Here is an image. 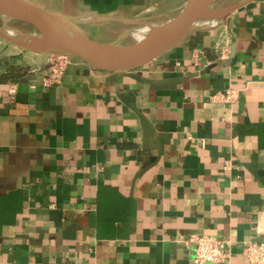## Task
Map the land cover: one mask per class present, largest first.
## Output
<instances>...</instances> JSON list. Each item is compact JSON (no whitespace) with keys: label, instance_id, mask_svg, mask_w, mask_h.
<instances>
[{"label":"crops","instance_id":"obj_1","mask_svg":"<svg viewBox=\"0 0 264 264\" xmlns=\"http://www.w3.org/2000/svg\"><path fill=\"white\" fill-rule=\"evenodd\" d=\"M29 1L127 44L188 0ZM214 7L233 9L143 66L71 56L55 83L50 54L0 36V73L28 67L0 82V264H196L201 233L228 243L218 264H250L245 246L264 240V0ZM228 87L235 101L212 99Z\"/></svg>","mask_w":264,"mask_h":264},{"label":"water","instance_id":"obj_2","mask_svg":"<svg viewBox=\"0 0 264 264\" xmlns=\"http://www.w3.org/2000/svg\"><path fill=\"white\" fill-rule=\"evenodd\" d=\"M217 0H188L175 17L133 45L107 43L92 38L78 28L73 16L44 9L29 0H0V36L34 52L64 53L91 60L111 70L128 71L143 66L175 45L190 39L209 20L221 24L233 8H215ZM21 20L33 26L36 34L21 32L11 25ZM39 41L44 48L37 47Z\"/></svg>","mask_w":264,"mask_h":264},{"label":"built area","instance_id":"obj_3","mask_svg":"<svg viewBox=\"0 0 264 264\" xmlns=\"http://www.w3.org/2000/svg\"><path fill=\"white\" fill-rule=\"evenodd\" d=\"M70 59L71 56L64 53L50 54L45 82H58ZM238 95L239 91L236 88L228 87L213 94L212 99L217 102H233ZM190 241L195 245L196 264H218L227 261L228 243L225 240L213 234L201 233L192 235ZM243 255L250 264H264V240L250 241L245 246Z\"/></svg>","mask_w":264,"mask_h":264},{"label":"bare ground","instance_id":"obj_4","mask_svg":"<svg viewBox=\"0 0 264 264\" xmlns=\"http://www.w3.org/2000/svg\"><path fill=\"white\" fill-rule=\"evenodd\" d=\"M209 20H202L199 25L208 24ZM161 23H150L144 27L138 28L134 31H132L130 34L126 36L127 44L133 45L137 43L138 41L142 40L144 37H146L148 34H150L153 31H156L160 27ZM37 47L44 48L45 43L43 41H39L38 44H36Z\"/></svg>","mask_w":264,"mask_h":264},{"label":"trees","instance_id":"obj_5","mask_svg":"<svg viewBox=\"0 0 264 264\" xmlns=\"http://www.w3.org/2000/svg\"><path fill=\"white\" fill-rule=\"evenodd\" d=\"M28 67H22L18 65H9L5 72L0 73V82L7 81L9 79H14L21 77L26 73Z\"/></svg>","mask_w":264,"mask_h":264},{"label":"rangeland","instance_id":"obj_6","mask_svg":"<svg viewBox=\"0 0 264 264\" xmlns=\"http://www.w3.org/2000/svg\"><path fill=\"white\" fill-rule=\"evenodd\" d=\"M166 21H168V20L167 19H161V20H157V21H155V20H147V21L143 22L142 24H140V26L138 28L144 27V26H146V25H148L150 23H154V22L163 23V22H166ZM28 50H30V49H28Z\"/></svg>","mask_w":264,"mask_h":264}]
</instances>
